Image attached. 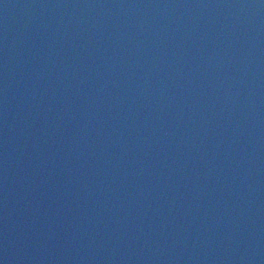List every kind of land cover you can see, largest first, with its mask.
<instances>
[{"label":"water","instance_id":"water-1","mask_svg":"<svg viewBox=\"0 0 264 264\" xmlns=\"http://www.w3.org/2000/svg\"><path fill=\"white\" fill-rule=\"evenodd\" d=\"M0 264H264V0H0Z\"/></svg>","mask_w":264,"mask_h":264}]
</instances>
